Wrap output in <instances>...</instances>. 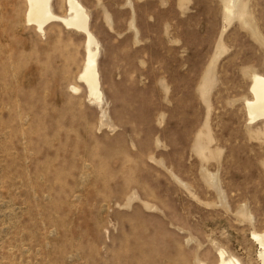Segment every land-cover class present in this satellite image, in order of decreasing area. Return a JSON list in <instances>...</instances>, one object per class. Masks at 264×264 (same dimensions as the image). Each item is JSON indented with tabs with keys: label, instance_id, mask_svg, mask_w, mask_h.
Wrapping results in <instances>:
<instances>
[{
	"label": "rangeland",
	"instance_id": "rangeland-1",
	"mask_svg": "<svg viewBox=\"0 0 264 264\" xmlns=\"http://www.w3.org/2000/svg\"><path fill=\"white\" fill-rule=\"evenodd\" d=\"M78 1L101 103L85 35L0 0V264H262L264 0Z\"/></svg>",
	"mask_w": 264,
	"mask_h": 264
},
{
	"label": "bare ground",
	"instance_id": "bare-ground-1",
	"mask_svg": "<svg viewBox=\"0 0 264 264\" xmlns=\"http://www.w3.org/2000/svg\"><path fill=\"white\" fill-rule=\"evenodd\" d=\"M28 13L27 22L43 32L44 28L53 22H61L67 28L85 35L87 57L83 71L79 78L87 88L89 99L101 103L103 92L98 70L100 55L99 41L90 29V15L86 8L78 0H67L68 15L58 16L53 13L52 0H27ZM225 7L228 19L236 14L244 20L245 10L239 7L234 0H225ZM75 91L79 89L73 88ZM80 91V90H79ZM252 99L246 103L248 117L251 122L264 120V75L254 73L251 84ZM253 240L261 247L259 259L264 264V232H254ZM221 261L219 264H243L239 259L227 255L226 251H219Z\"/></svg>",
	"mask_w": 264,
	"mask_h": 264
}]
</instances>
